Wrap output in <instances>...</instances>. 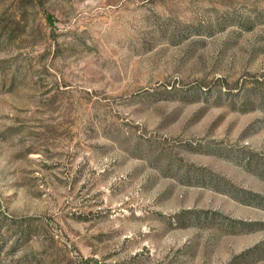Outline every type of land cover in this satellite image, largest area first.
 <instances>
[{
	"label": "rangeland",
	"instance_id": "1",
	"mask_svg": "<svg viewBox=\"0 0 264 264\" xmlns=\"http://www.w3.org/2000/svg\"><path fill=\"white\" fill-rule=\"evenodd\" d=\"M0 264H264V0H0Z\"/></svg>",
	"mask_w": 264,
	"mask_h": 264
}]
</instances>
